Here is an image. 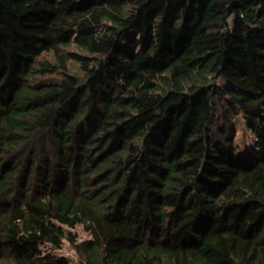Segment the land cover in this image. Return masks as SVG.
<instances>
[{
	"label": "trees",
	"instance_id": "16d2710c",
	"mask_svg": "<svg viewBox=\"0 0 264 264\" xmlns=\"http://www.w3.org/2000/svg\"><path fill=\"white\" fill-rule=\"evenodd\" d=\"M0 264H264V0H0Z\"/></svg>",
	"mask_w": 264,
	"mask_h": 264
},
{
	"label": "rangeland",
	"instance_id": "374dc122",
	"mask_svg": "<svg viewBox=\"0 0 264 264\" xmlns=\"http://www.w3.org/2000/svg\"><path fill=\"white\" fill-rule=\"evenodd\" d=\"M223 80L220 79V82ZM235 122L238 128L237 143L238 151L244 155L247 159H251L255 154H259L258 148L255 146V139L252 131L247 127L246 117L244 114H240L235 117ZM77 234L79 240L89 237V233L84 229L82 225H77L72 229ZM42 251L44 254L51 253L58 256H65L69 258L73 263H79V259L72 248L68 240H64V243L60 247H51L49 244L42 245Z\"/></svg>",
	"mask_w": 264,
	"mask_h": 264
}]
</instances>
